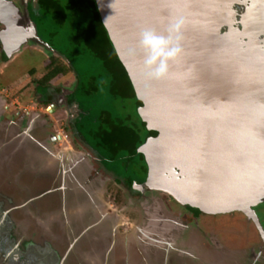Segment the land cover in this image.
Returning a JSON list of instances; mask_svg holds the SVG:
<instances>
[{"label":"flooded vegetation","instance_id":"flooded-vegetation-1","mask_svg":"<svg viewBox=\"0 0 264 264\" xmlns=\"http://www.w3.org/2000/svg\"><path fill=\"white\" fill-rule=\"evenodd\" d=\"M6 1L0 18V189L13 183L26 190L19 183L25 177L44 183L46 188L33 199L26 197L22 208L49 199L50 209L42 215L58 231L53 239L67 251L60 256L53 248L46 251L47 244L29 248L15 226L0 219V247L6 252L2 257L1 251L5 262L0 264H66L70 258L73 264H264V201L251 217L241 212L206 214L161 192L136 190L149 174L138 150L158 133L146 135L142 128L127 139L103 102L93 111L89 98L101 90L97 76L109 74L110 88L123 96L118 86L123 73L106 69L108 58L97 50L105 56L108 45L99 37L91 45L86 27L75 24L73 0ZM240 3L235 6L238 21L246 17L264 30V0ZM33 53L41 55L39 64L15 78L14 86L4 83L7 69ZM8 89L17 90L16 101L6 94ZM132 124L135 129L139 125L134 117ZM75 156L83 160L80 178L65 179L66 164ZM74 185L96 192L97 207L108 214L103 228L84 221L85 232L74 221L78 209L70 200L65 203L68 187ZM88 211L83 215L90 220L93 211Z\"/></svg>","mask_w":264,"mask_h":264},{"label":"water","instance_id":"water-1","mask_svg":"<svg viewBox=\"0 0 264 264\" xmlns=\"http://www.w3.org/2000/svg\"><path fill=\"white\" fill-rule=\"evenodd\" d=\"M5 3L0 0V18ZM237 4L240 0H96L142 103L139 115L158 133L138 150L149 174L136 190L161 192L206 214L251 217L264 201V30L246 17L238 21ZM178 19L185 21L183 54L170 63L168 77L148 80L140 32L166 36ZM31 38L38 41L34 29ZM72 158L65 168L69 180L80 178L83 168L81 157ZM68 189L65 203L78 209L74 221L85 232L84 221L103 228L108 214L97 207L93 188ZM88 210L91 221L83 215Z\"/></svg>","mask_w":264,"mask_h":264},{"label":"rangeland","instance_id":"rangeland-1","mask_svg":"<svg viewBox=\"0 0 264 264\" xmlns=\"http://www.w3.org/2000/svg\"><path fill=\"white\" fill-rule=\"evenodd\" d=\"M41 58V55L34 53L26 54L25 56L20 57L18 61L13 63L9 67V69H7L8 74L4 79V83L14 86L15 82L13 81L15 80V78L17 79V77H22L32 66L38 65L39 61H41ZM83 65L84 67H87L84 60ZM6 94L9 95L11 101L17 100L18 93L16 89H8V92ZM107 97L108 99L105 97L104 99L106 101L107 108H109L111 112L119 113L120 116H124L127 111H131L130 109H132V103L124 102V105L128 107V110L125 111L122 108L123 101H110L108 94ZM14 173L17 174V171H15ZM19 183L21 186H24L26 188L28 193L26 192V190L21 191L20 188L15 186V184L13 183L7 185L4 190L0 189V219L5 220V223H7V225H9V222L12 223V225L15 226L17 237L19 239L26 238L28 240L29 248L31 247L37 250L39 246L47 244L48 247L46 251L53 248L55 252L57 251V253H59L60 256H64L66 254L67 247L61 245L58 241L53 239V235H57L58 231L53 225L50 224V219L47 220L42 215L43 212L50 209L51 204L49 203V199H41L35 201L34 204H29L24 209L22 208L24 206L23 200L26 197H30L33 199L34 197L38 196V192L41 190V188H46L45 184H42V182L34 183L29 177L20 179ZM111 200H113V195L111 197ZM108 202H110V200ZM37 217L42 218L40 221L38 218L39 224L35 219ZM40 222H43V228L42 226H40ZM11 248L13 249L14 246H12ZM9 250L11 251V249ZM1 251L3 252L2 257H4V254H6V252H4L5 249L3 247H0V253ZM3 262L5 261H1L0 258V263ZM66 264H73L71 258L67 260Z\"/></svg>","mask_w":264,"mask_h":264},{"label":"trees","instance_id":"trees-1","mask_svg":"<svg viewBox=\"0 0 264 264\" xmlns=\"http://www.w3.org/2000/svg\"><path fill=\"white\" fill-rule=\"evenodd\" d=\"M73 3H74L73 12H71L73 13L72 17L75 20V24L77 25L79 24L81 25V27L83 26L86 27V29H84V32L86 33V35L90 34L89 41L91 42V45L92 44L95 45L94 40H96L98 37L100 38L99 41H101V43L104 46L105 44L108 45L107 47H105L109 49V50H106L105 56L102 54L101 50H97V54L100 57L108 58L106 59L108 62L105 64L106 69L110 70L109 67H114V68L116 67L119 69L120 72L123 73V79L121 81L122 84L120 85L118 83L119 90H121L123 96H119L118 93H116V90L114 88H110L109 84L112 82H111L109 74L105 75V74L100 73L97 76L100 79L99 83H101L100 84L101 90L96 96L94 95V97L89 98L91 107H95V104L98 107L97 104L103 102V107H105L108 115L111 116L112 121H115L117 123L121 122L122 126L118 130H120L123 136L124 137L126 136L127 139L132 140L135 135L137 136V134L140 132V129L142 128L144 130V133H146V135L147 134L156 135L157 134L156 132H148L146 130L145 123L143 122V120L141 119L139 115L138 110L142 106V103L137 99L134 88L129 79V76L125 68L123 67L122 63L120 62L115 49L111 45H109V40H108L109 36L103 25L101 17L99 15L98 8L96 5V0H73ZM53 28H55V26H53ZM94 35H95V38L93 37ZM102 61H105L104 58H102ZM93 67H94V64H91L90 65L91 71L93 70ZM107 94L109 95L110 101H115V100L121 101L122 100L123 101L122 108L125 111L128 110V107L124 105V102L133 103V106L131 107L132 109H130L131 111L130 112L127 111V113H125L124 116H120L119 113L111 112L109 108H107L106 101L104 99V97L108 99ZM92 109L93 111H95L96 107ZM133 117L136 118V120L139 123L136 129L133 127V124H132Z\"/></svg>","mask_w":264,"mask_h":264},{"label":"clouds","instance_id":"clouds-1","mask_svg":"<svg viewBox=\"0 0 264 264\" xmlns=\"http://www.w3.org/2000/svg\"><path fill=\"white\" fill-rule=\"evenodd\" d=\"M185 21L178 19L170 25L167 35H160L153 29L140 32V47L147 53L145 67L148 80H161L169 76L170 63L177 61L183 54L182 29ZM131 54H135L134 50Z\"/></svg>","mask_w":264,"mask_h":264}]
</instances>
